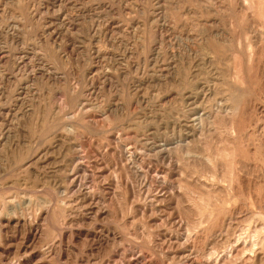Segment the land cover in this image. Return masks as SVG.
Instances as JSON below:
<instances>
[{
	"label": "rangeland",
	"instance_id": "374dc122",
	"mask_svg": "<svg viewBox=\"0 0 264 264\" xmlns=\"http://www.w3.org/2000/svg\"><path fill=\"white\" fill-rule=\"evenodd\" d=\"M261 47L264 0H0V264H264Z\"/></svg>",
	"mask_w": 264,
	"mask_h": 264
},
{
	"label": "bare ground",
	"instance_id": "6f19581e",
	"mask_svg": "<svg viewBox=\"0 0 264 264\" xmlns=\"http://www.w3.org/2000/svg\"><path fill=\"white\" fill-rule=\"evenodd\" d=\"M64 26V25H63ZM107 31V30H106ZM252 44V43H251ZM256 44V43H255ZM242 46V45H241ZM254 46V43H253ZM252 46V47H253ZM260 47V46H259ZM209 48V47H208ZM217 48V47H216ZM241 48V47H240ZM255 48V47H254ZM262 48V47H261ZM260 49V48H258ZM264 49V47L262 48ZM219 50V49H218ZM252 50V49H251ZM259 51V50H258ZM207 52V51H206ZM210 52V51H209ZM235 52V51H234ZM253 53V52H251ZM240 54V53H239ZM256 54V53H255ZM252 57V56H251ZM236 58V57H235ZM234 58V59H235ZM217 62H219L221 60L220 55L218 54V52L211 47V52L210 54H207L205 58H203V65L204 67L208 68V74H209V78L208 80L204 83V85L201 87V94L202 96H197L196 94H194V92H190L189 96H188V110H187V132H186V140H187V144L189 146H191L192 143H194L196 141V139H198L200 137V135L202 134L203 130H204V126L206 125V121H208V119L211 117L212 114H214V112H216L217 114H223L226 116H229L230 113L233 114L232 112L234 111L235 107L233 105H230L227 101V99H225L224 95L221 94L219 92V84L218 82H223V77L221 76V73L219 72V69L216 67H214L213 62H215L216 60ZM250 59V58H249ZM222 62V61H221ZM242 63V62H241ZM236 68V67H235ZM237 69V68H236ZM231 72V71H230ZM234 72V71H232ZM207 75V74H206ZM223 75V74H222ZM233 75V74H232ZM235 76V75H234ZM233 77V76H232ZM212 78V79H211ZM234 80V78H233ZM237 80V79H236ZM236 80H234L236 82ZM225 82V81H224ZM230 83V81H229ZM232 85V83H230ZM226 85V83H225ZM238 86V84H236ZM243 86V85H242ZM194 87V85H193ZM227 87V86H226ZM248 89V88H247ZM246 89V90H247ZM191 91V90H190ZM233 93V92H232ZM230 93V94H232ZM236 93V92H235ZM238 93V92H237ZM216 95H221V98H218ZM240 95V94H239ZM251 96V95H250ZM253 96V95H252ZM231 97V96H230ZM236 97V96H235ZM260 100V97H259ZM237 101V99H236ZM236 101H234L236 103ZM214 103V105H211ZM213 106L215 111L213 110ZM240 109V108H239ZM258 110V108H257ZM264 110V109H263ZM235 112H237L235 110ZM247 115V114H246ZM250 118V117H249ZM222 119V118H221ZM241 119V118H240ZM249 120V119H248ZM224 122V121H223ZM259 123V122H257ZM232 125V124H231ZM238 125V124H237ZM258 126V125H257ZM243 130V129H242ZM221 131V130H220ZM233 131H234V127H233ZM235 132V131H234ZM222 133V131H221ZM233 133V132H231ZM235 134V133H233ZM237 139V138H236ZM174 145V144H173ZM251 148V147H249ZM175 149V148H174ZM260 149H262L260 147ZM176 150V149H175ZM202 150V149H201ZM250 152V150H249ZM256 152V151H254ZM248 153V151H247ZM252 156V155H251ZM261 156V155H259ZM211 158V157H210ZM254 158V157H253ZM259 158V157H258ZM261 158V157H260ZM259 158V159H260ZM195 159V158H194ZM75 160V159H74ZM202 160V159H201ZM242 160V159H241ZM252 160V157H251ZM254 160V159H253ZM258 160V159H257ZM263 169H264V154H263ZM203 161V160H202ZM240 162V161H239ZM245 162V161H244ZM243 162V163H244ZM247 162V161H246ZM241 164V163H240ZM252 164V163H251ZM245 165V163L243 164ZM254 166V165H253ZM252 166V167H253ZM247 166L243 167L246 168ZM248 168V167H247ZM242 169V168H240ZM253 170V169H252ZM245 172V171H244ZM248 172V171H247ZM251 172V170H250ZM254 172V171H252ZM236 173V172H235ZM234 173V174H235ZM256 173V172H255ZM258 173V172H257ZM247 174V173H246ZM241 175V174H240ZM238 176V174H237ZM245 176V175H244ZM264 176V173H263ZM248 177V176H247ZM240 178V176H239ZM238 178V179H239ZM243 179V178H242ZM244 180V179H243ZM247 180V179H245ZM246 183V182H245ZM248 183V182H247ZM264 183V182H263ZM224 185V184H223ZM227 185V184H226ZM241 185V184H240ZM264 185V184H263ZM235 186V184H234ZM242 188V187H241ZM242 191V190H241ZM244 192V191H243ZM263 201V200H262ZM264 208V207H263ZM260 209V207H259ZM261 210V209H260ZM263 210V209H262ZM264 211V210H263ZM250 212V211H249ZM259 212V211H258ZM261 213V212H260ZM240 214V213H239ZM264 214V213H263ZM236 216V215H235ZM238 216V215H237ZM186 236V235H185ZM187 240V239H186ZM185 240V241H186ZM229 241H224L221 244L220 248H224L227 249L229 247L228 245ZM236 250V248H238L236 245L234 247H231V250ZM241 248V247H240Z\"/></svg>",
	"mask_w": 264,
	"mask_h": 264
}]
</instances>
